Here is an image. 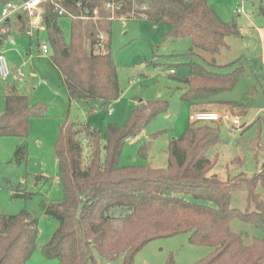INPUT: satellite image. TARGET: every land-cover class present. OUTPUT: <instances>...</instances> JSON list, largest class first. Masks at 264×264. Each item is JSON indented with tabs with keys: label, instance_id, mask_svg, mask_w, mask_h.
I'll return each mask as SVG.
<instances>
[{
	"label": "trees",
	"instance_id": "obj_1",
	"mask_svg": "<svg viewBox=\"0 0 264 264\" xmlns=\"http://www.w3.org/2000/svg\"><path fill=\"white\" fill-rule=\"evenodd\" d=\"M16 1L21 0H0V6ZM107 1H60L72 15L68 41L59 25V19L67 15L60 16L53 3L44 5L50 58L63 77L70 102L83 100L106 108L121 96L110 52L112 21L103 9ZM113 1L121 3L118 13L123 15L131 13L134 4L146 7L135 11L146 14L147 22L168 25L169 37L190 40L185 55L193 60L185 64L188 74L179 80L182 87L178 88L183 102L203 111L217 103L243 108L244 113L243 103L214 98L233 89L245 75V67L241 55L220 61L233 50L232 41L240 34L236 25L219 18L207 0ZM96 7L101 18L83 22L81 17L86 12L92 17ZM259 10L264 15V7L260 5ZM101 31L107 41L103 51L95 52ZM227 68L232 71L224 72ZM4 102L0 137L22 140L12 157L20 164L27 156L29 121L40 117L43 108L30 106L27 96L14 86L4 90ZM167 106L164 100L140 103L122 126L110 123L104 132L86 123H64L59 128L54 153L63 197L41 205L42 213L58 222L50 241L41 247L44 258L57 264H116L119 259V264H133L137 253L151 241L188 233L192 244L213 248L195 264H264V241L252 238L246 243L245 236L231 228L232 221L239 220L264 229V203L258 192L264 188V171L250 178L239 173L227 182L211 174L217 156L210 153L221 144L218 126L190 123L178 139L169 142L166 168L120 165L125 142ZM146 148H141L142 156ZM253 156L257 163L255 152ZM232 162L242 164L239 157ZM240 191L246 194L244 212L231 206L233 194ZM37 238L38 221L31 213L0 214V264H26L37 248Z\"/></svg>",
	"mask_w": 264,
	"mask_h": 264
},
{
	"label": "rangeland",
	"instance_id": "obj_2",
	"mask_svg": "<svg viewBox=\"0 0 264 264\" xmlns=\"http://www.w3.org/2000/svg\"><path fill=\"white\" fill-rule=\"evenodd\" d=\"M207 1L219 18L236 25L243 37L242 40L232 41L233 50L224 53L220 61L224 63L241 55L245 75L233 89L214 98L243 103L245 110L243 113V108L232 109L217 103L205 106L203 108L212 112L229 113L239 120V127L234 128L230 122L224 121L197 125L219 128L221 144L210 153V156H217L211 174H216L224 182L239 173L250 178L264 171V61L259 55V40L254 32L264 27V15L259 11V4L264 7V0ZM143 7L134 4L133 10ZM96 8L98 16L91 19L93 22L101 18V10ZM240 9L239 13H233ZM59 25L68 41L71 19L61 17ZM169 31L168 25L147 21L115 19L111 22L110 52L116 66L121 96L110 106L99 108L94 102H70L62 75L51 58L37 55L36 38L21 35L17 27L10 25V32L0 45V54L4 55L12 70L5 83L0 81V114L5 108L4 90L10 86L26 95L30 106L43 108L40 117H33L29 121L25 161L20 164L12 161L16 148L22 143L20 138L0 137V214L17 215L27 211L38 221L37 248L26 264H57L56 260H48L41 253V247L50 241L58 228V222L53 217L42 213L41 205L58 202L63 197L54 145L59 128L64 123H86L104 132L110 123L122 126L140 100L143 101L141 103L167 101L166 111L157 114L136 137L128 139L120 156L123 167L164 165L166 168L169 142L182 135L190 124L189 115L200 109H193L183 102L178 90V87H182L179 80L188 74L185 64L193 60L185 55L190 40L171 38ZM101 32L106 36V43L107 34ZM10 39L14 41L13 45L9 43ZM38 39L40 43L49 44L46 31L40 32ZM85 48L89 51L87 43ZM94 50L100 52L104 49ZM17 70L21 74L18 78L13 74ZM223 71L230 72L232 68ZM143 146H148L145 156L140 154ZM252 149L258 157L257 163ZM237 157L242 161L240 166L236 162L231 163ZM258 192L264 203V188L259 187ZM19 194L27 197L16 196ZM231 206L242 212L246 210L244 191L233 194ZM231 228L234 232L242 233L246 243H250L252 238L264 241L262 228L249 227L239 220H233ZM189 236L183 233L151 241L137 253L133 264H195L213 252L212 247L192 244ZM119 262L120 259L116 264Z\"/></svg>",
	"mask_w": 264,
	"mask_h": 264
},
{
	"label": "built area",
	"instance_id": "obj_3",
	"mask_svg": "<svg viewBox=\"0 0 264 264\" xmlns=\"http://www.w3.org/2000/svg\"><path fill=\"white\" fill-rule=\"evenodd\" d=\"M60 1L62 0H21L16 2H7L0 6V45L4 38L10 32V25H16L18 31L29 37L36 38L37 49L40 55L46 56L50 55L49 44L40 43L38 36L40 32L45 31V24L43 21L44 5L47 3H53L58 9V14L63 16L67 15L72 19V15L69 14L64 8L60 6ZM78 7L81 6V2H77ZM122 8L121 3H117L113 0L105 2L103 9L108 13V20L113 21L115 19L120 20H140L147 21V15L144 13L132 11L128 15L119 14L118 12ZM142 9H146L143 7ZM240 10H234L233 13H239ZM86 15L81 17L82 20L85 19H95L98 16V9L95 8L92 12V17H88V12ZM106 36L103 32H99L97 35L96 48H102L105 44ZM10 44H14L12 39L9 40ZM173 73V71H171ZM12 70L10 69L6 58L3 54H0V81L5 83L11 76ZM13 74L16 78L20 77V72L14 71ZM190 123L194 124H205V123H218V122H230L231 126L234 128L239 127V120L232 118L227 112L217 113L212 111L196 110L189 115Z\"/></svg>",
	"mask_w": 264,
	"mask_h": 264
},
{
	"label": "crops",
	"instance_id": "obj_4",
	"mask_svg": "<svg viewBox=\"0 0 264 264\" xmlns=\"http://www.w3.org/2000/svg\"><path fill=\"white\" fill-rule=\"evenodd\" d=\"M261 5V4H259ZM262 6V5H261ZM260 7V6H259ZM260 11V10H259ZM261 14V12H260ZM263 15V14H262ZM155 24V23H154ZM16 27V25H13ZM167 26V25H166ZM19 32V31H18ZM255 34H256V37L258 38L259 42V46H260V49H259V55L261 57V60L264 61V27H259L258 29H256L255 31ZM20 33V32H19ZM21 34V33H20ZM23 35V34H21ZM241 40L243 37H239ZM240 41V40H239ZM13 45V44H11ZM36 53L38 56H41V57H50V55H46V56H43V55H40L39 52H38V49L36 48ZM242 61H243V58H242ZM171 73V71H170ZM172 74V73H171ZM38 77V76H37ZM62 80H63V77H62ZM63 84H64V80H63ZM181 85V84H180ZM182 86V85H181ZM179 88V87H178ZM120 99V98H119ZM141 102H143L142 100H140L138 102V104H140ZM149 167L153 168V169H161V168H164V165H148Z\"/></svg>",
	"mask_w": 264,
	"mask_h": 264
}]
</instances>
